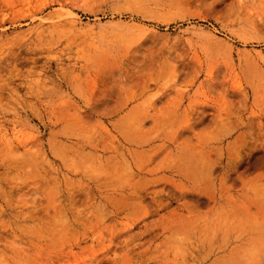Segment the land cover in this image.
Listing matches in <instances>:
<instances>
[{"label": "rangeland", "instance_id": "obj_1", "mask_svg": "<svg viewBox=\"0 0 264 264\" xmlns=\"http://www.w3.org/2000/svg\"><path fill=\"white\" fill-rule=\"evenodd\" d=\"M0 264H264V0H0Z\"/></svg>", "mask_w": 264, "mask_h": 264}]
</instances>
